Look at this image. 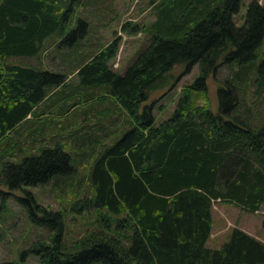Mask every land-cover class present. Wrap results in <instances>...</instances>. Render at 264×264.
Instances as JSON below:
<instances>
[{"label":"trees","instance_id":"obj_1","mask_svg":"<svg viewBox=\"0 0 264 264\" xmlns=\"http://www.w3.org/2000/svg\"><path fill=\"white\" fill-rule=\"evenodd\" d=\"M240 1L158 0L155 18L141 26L149 40L122 71L110 64L116 40L74 65L82 85L110 93L131 120L89 164V200L104 209L98 229L66 242L61 211L39 204L26 189L75 172L74 158L60 144L1 162L0 195L25 190L20 198L30 218L50 229L48 240L32 246L44 263L264 264V239L237 225L218 246L206 243L216 202L250 212L264 204V113L252 122L250 111L240 112L233 80L219 84L217 110L195 100L196 93L206 97V79L219 65H251L262 43L264 2L250 0L237 25ZM70 5L71 0H0V140L64 81L61 71L12 58L36 55L55 33L75 28L83 36L87 21L76 18L75 26L67 25ZM129 24L136 26L127 21L123 27ZM196 62L198 75L183 85L173 111L157 121L158 96L149 97L173 86ZM254 68L262 85L264 56ZM240 71L235 75L241 77ZM260 223L264 228V213ZM23 254L0 264H22Z\"/></svg>","mask_w":264,"mask_h":264},{"label":"rangeland","instance_id":"obj_2","mask_svg":"<svg viewBox=\"0 0 264 264\" xmlns=\"http://www.w3.org/2000/svg\"><path fill=\"white\" fill-rule=\"evenodd\" d=\"M249 1H240L239 9L234 15L237 25L243 24ZM259 1L264 2V0ZM155 2L158 0H71L72 9L67 14L70 17L67 25L75 26L76 18H82L88 23L85 34L81 36L82 30L74 28L72 31L68 29L65 33V35L70 33L67 38L63 37L64 33L49 35L44 39L36 55L13 57L12 60L25 64L40 63L43 66L68 61L70 64L68 67L74 68L80 59L99 50L101 45L116 40L118 47L110 59V64L113 68L122 71L149 40V32L141 26L155 18ZM127 21L133 22L136 26L129 24L127 28L123 27V23ZM263 56L264 38L257 48L251 65L245 64L242 67L235 63L219 65L206 79V97L196 93V102L201 104L206 102L212 110H217L219 84L233 80L239 86L240 112L248 115L250 111V120L252 122L258 120L264 113V83L258 85L256 82L254 67ZM58 66L61 70L65 68L61 64ZM236 71H240L241 77L235 75ZM198 73L199 65L196 62L189 71L179 77L173 86L153 91L149 98L158 96L153 108L157 121L166 118L173 111L181 94V88L184 84L192 82ZM68 83L71 86L75 85V78L70 77ZM99 94L98 92L96 96L99 97ZM94 106L100 109V101H97ZM129 123L131 120L126 125L128 126ZM112 131L110 132L112 136L109 137L114 140L119 133L118 130ZM6 136L7 134L0 140V165L4 159L21 158V156L16 157L17 155H13L15 158L12 157V153L15 154L17 149L10 148L11 142ZM104 145L106 146V143ZM85 160L79 158V161H76L75 172L67 178L51 179L26 186L39 204L49 210L61 211L66 242H70L89 229H98L100 225L98 217L104 210L96 207L89 200L91 196L87 178L89 162ZM2 188L6 189L7 186L2 184ZM23 195H26V192L21 188L13 189L4 196L0 195V261L21 258L20 253L24 252L22 264H46L40 259L38 253L33 251L32 246L36 242L48 240L50 229L47 224L37 223L30 218L27 204L20 198ZM263 213L264 204L259 210L250 212L227 202H216L213 205V225L208 239L210 246H218L224 241L234 225L264 239V228L260 223Z\"/></svg>","mask_w":264,"mask_h":264},{"label":"crops","instance_id":"obj_3","mask_svg":"<svg viewBox=\"0 0 264 264\" xmlns=\"http://www.w3.org/2000/svg\"><path fill=\"white\" fill-rule=\"evenodd\" d=\"M29 64L43 66L40 63ZM60 64L65 68L61 70ZM69 65L68 61H60L43 66L63 72L64 81L51 87L27 115L8 131L6 137L11 142L10 148L17 149L12 157L39 153L43 147L58 143L75 162L81 158L90 164L105 143L106 146L110 145L125 130L130 120L129 112L110 93L100 91L97 86L82 85L77 76L78 68H69ZM70 77L76 80L73 86L68 83ZM98 92L99 97L96 96ZM97 101H100V109L94 106ZM112 130L119 133L114 140L109 137ZM109 139L112 140L108 143ZM208 239L206 243L210 245Z\"/></svg>","mask_w":264,"mask_h":264}]
</instances>
